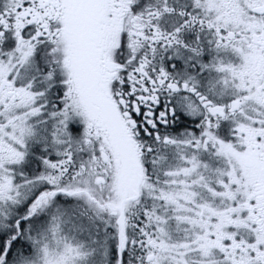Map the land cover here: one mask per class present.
I'll list each match as a JSON object with an SVG mask.
<instances>
[{"label":"snow or ice","instance_id":"obj_1","mask_svg":"<svg viewBox=\"0 0 264 264\" xmlns=\"http://www.w3.org/2000/svg\"><path fill=\"white\" fill-rule=\"evenodd\" d=\"M0 264H264V0H0Z\"/></svg>","mask_w":264,"mask_h":264}]
</instances>
